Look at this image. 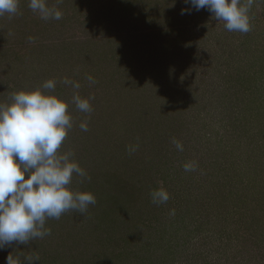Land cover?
<instances>
[{
	"label": "rangeland",
	"instance_id": "obj_1",
	"mask_svg": "<svg viewBox=\"0 0 264 264\" xmlns=\"http://www.w3.org/2000/svg\"><path fill=\"white\" fill-rule=\"evenodd\" d=\"M28 4L0 16V103L57 81L73 122L60 152L88 177L70 187L97 202L5 245L0 264H264V0L248 33L206 9L182 15L183 0H47L60 20ZM161 187L170 199L155 204Z\"/></svg>",
	"mask_w": 264,
	"mask_h": 264
},
{
	"label": "clouds",
	"instance_id": "obj_2",
	"mask_svg": "<svg viewBox=\"0 0 264 264\" xmlns=\"http://www.w3.org/2000/svg\"><path fill=\"white\" fill-rule=\"evenodd\" d=\"M62 0H57V3ZM188 8L181 14H190L194 9H206L230 32L251 31L250 10L255 0H183ZM20 0H0V16L18 13ZM29 8L43 20L62 18L58 7H48L47 0H29ZM94 82L92 77H88ZM62 83L79 89L80 83L64 78ZM57 81L48 79L34 90L13 92L10 103H0V250L14 242L28 245L36 238L50 234L45 227L49 218L59 219L63 213L76 210L84 213L89 205L96 204L95 195L88 191L73 190L70 185L74 176L87 179L86 171L73 158L72 152L61 153L60 149L68 131L73 127L68 111V102L53 94ZM72 103L84 113L92 107L89 98L78 93ZM88 130L86 121L80 123ZM177 150L183 144L173 140ZM130 152L135 151L131 146ZM186 172L195 171V161L183 165ZM152 202L166 203L168 191L161 187L151 192ZM174 215V210L172 212ZM39 257H25L26 264H36ZM6 264H20L11 255Z\"/></svg>",
	"mask_w": 264,
	"mask_h": 264
}]
</instances>
